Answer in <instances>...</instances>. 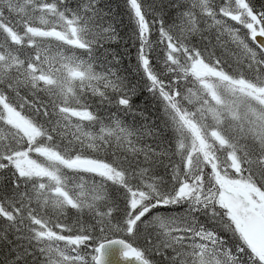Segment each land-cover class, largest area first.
Segmentation results:
<instances>
[{
  "label": "snow or ice",
  "instance_id": "6c2138e0",
  "mask_svg": "<svg viewBox=\"0 0 264 264\" xmlns=\"http://www.w3.org/2000/svg\"><path fill=\"white\" fill-rule=\"evenodd\" d=\"M0 264H264V0H0Z\"/></svg>",
  "mask_w": 264,
  "mask_h": 264
}]
</instances>
